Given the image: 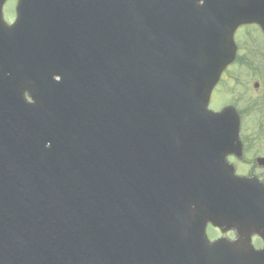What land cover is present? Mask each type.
<instances>
[{"label": "water", "instance_id": "water-1", "mask_svg": "<svg viewBox=\"0 0 264 264\" xmlns=\"http://www.w3.org/2000/svg\"><path fill=\"white\" fill-rule=\"evenodd\" d=\"M195 1L84 0L81 69L66 57L56 70L32 73L21 60V79L5 74L12 62L1 52L17 46V30L6 29L0 18V264H144V244L157 233L166 237L151 228L153 221L144 229V199L157 198L150 193L168 171L175 183L198 186L193 191L206 193L198 197L203 200H237L240 187L254 183L234 176L224 161L239 152L235 112L210 113L206 103L233 58L234 28L258 22L264 30V14L254 5L227 12L215 0ZM10 33L13 43L5 36ZM38 74L39 84L54 74L66 78L65 93L51 97L49 111L22 96ZM182 74L207 84L194 93L175 89L179 97L165 107L160 100L170 91L159 81L177 83ZM162 136L182 141L174 156H161ZM106 142L113 157L98 148ZM81 155L98 173L84 183L91 188L84 197L93 200L63 211L55 198L67 184L55 182L62 163L69 168L66 158ZM56 165L59 173L48 171ZM64 181L71 183L67 175Z\"/></svg>", "mask_w": 264, "mask_h": 264}, {"label": "rangeland", "instance_id": "rangeland-1", "mask_svg": "<svg viewBox=\"0 0 264 264\" xmlns=\"http://www.w3.org/2000/svg\"><path fill=\"white\" fill-rule=\"evenodd\" d=\"M236 36L238 60L227 68L210 103L214 109L228 102L242 112L241 137L246 141L254 137L248 140L246 157H249L264 152V41L255 27L241 28ZM254 82L258 83L257 88ZM255 103L257 107L253 109ZM245 170L247 167L237 169L238 172Z\"/></svg>", "mask_w": 264, "mask_h": 264}, {"label": "flooded vegetation", "instance_id": "flooded-vegetation-1", "mask_svg": "<svg viewBox=\"0 0 264 264\" xmlns=\"http://www.w3.org/2000/svg\"><path fill=\"white\" fill-rule=\"evenodd\" d=\"M253 139L254 137H248L247 141L245 139L244 148L248 149V140ZM257 156H264V152L243 157L238 161V165L239 167H247V170L242 171V173L257 175L264 183V168L257 165ZM260 205L259 216L251 224L245 225L244 222H239L240 224L230 225L224 223L220 227L211 223L206 224L205 237L210 247L207 264H243L246 253L252 252L250 250L257 252L258 264H264V200L260 202ZM215 242L219 243L214 248Z\"/></svg>", "mask_w": 264, "mask_h": 264}]
</instances>
